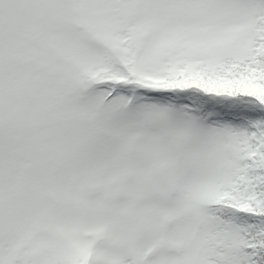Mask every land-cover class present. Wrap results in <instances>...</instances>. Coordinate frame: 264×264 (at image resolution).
<instances>
[{
  "label": "snow or ice",
  "instance_id": "obj_1",
  "mask_svg": "<svg viewBox=\"0 0 264 264\" xmlns=\"http://www.w3.org/2000/svg\"><path fill=\"white\" fill-rule=\"evenodd\" d=\"M0 264H264V0H0Z\"/></svg>",
  "mask_w": 264,
  "mask_h": 264
}]
</instances>
